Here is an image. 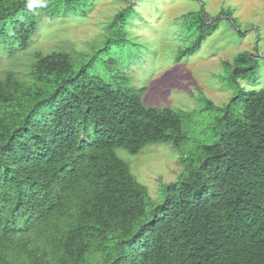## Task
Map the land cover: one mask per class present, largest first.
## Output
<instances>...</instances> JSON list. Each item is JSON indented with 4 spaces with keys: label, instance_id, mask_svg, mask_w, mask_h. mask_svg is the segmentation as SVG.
Here are the masks:
<instances>
[{
    "label": "trees",
    "instance_id": "16d2710c",
    "mask_svg": "<svg viewBox=\"0 0 264 264\" xmlns=\"http://www.w3.org/2000/svg\"><path fill=\"white\" fill-rule=\"evenodd\" d=\"M99 1L0 0V264H264V87L252 84L254 53L230 66L238 88L226 107L205 98L220 112L212 142L182 155L159 202L116 150H180L189 113L147 106V87L128 83L125 68L151 45L131 41L143 19L136 5L108 20L94 55L37 50L28 72L17 69L47 25L85 18ZM206 16L181 18L190 44L179 58L218 28L221 17Z\"/></svg>",
    "mask_w": 264,
    "mask_h": 264
},
{
    "label": "rangeland",
    "instance_id": "374dc122",
    "mask_svg": "<svg viewBox=\"0 0 264 264\" xmlns=\"http://www.w3.org/2000/svg\"><path fill=\"white\" fill-rule=\"evenodd\" d=\"M144 2L100 0L85 18L47 25L29 51L22 55L17 69L28 72L37 50H64L76 60H82L79 55L83 52L87 56L94 55L105 41L108 20L126 4L136 5L143 19L141 17V24L133 30L131 41L137 44L149 41L151 45L148 51L142 52L141 58L135 59L137 64L125 68L128 83L138 88L147 87L144 94L147 106L170 107L189 113L185 120L189 140L180 150L169 143L148 145L139 155L123 148L116 150L130 164L137 180L149 187L152 198L159 202L163 198L161 185L174 182L183 170L182 155L197 157V147L212 142L209 134L220 112L208 109L206 99L219 107L230 103L238 88L230 78L238 54L250 51L257 56L259 65L255 73L260 79L252 84L264 87V0ZM201 8L208 20L220 16V24L200 52L179 58L180 49L190 44L183 41L180 31L183 16ZM223 10L225 15H221ZM121 57L122 61L127 59Z\"/></svg>",
    "mask_w": 264,
    "mask_h": 264
}]
</instances>
